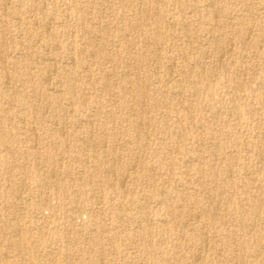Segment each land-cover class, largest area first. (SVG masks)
Instances as JSON below:
<instances>
[{
  "label": "rangeland",
  "instance_id": "1",
  "mask_svg": "<svg viewBox=\"0 0 264 264\" xmlns=\"http://www.w3.org/2000/svg\"><path fill=\"white\" fill-rule=\"evenodd\" d=\"M0 264H264V0H0Z\"/></svg>",
  "mask_w": 264,
  "mask_h": 264
},
{
  "label": "bare ground",
  "instance_id": "2",
  "mask_svg": "<svg viewBox=\"0 0 264 264\" xmlns=\"http://www.w3.org/2000/svg\"><path fill=\"white\" fill-rule=\"evenodd\" d=\"M217 9V8H216ZM252 14V13H251ZM48 25V24H47ZM244 34V33H243ZM242 41V40H241ZM73 64V63H72ZM52 67V66H51ZM49 69V68H48ZM55 69V68H54ZM6 74V73H5ZM91 135V134H90ZM114 153V152H113ZM114 163V162H113ZM112 167V166H111ZM52 171V170H51ZM52 174V173H51ZM123 176V175H122ZM204 233V232H203ZM17 256V255H16ZM242 263V262H241Z\"/></svg>",
  "mask_w": 264,
  "mask_h": 264
}]
</instances>
